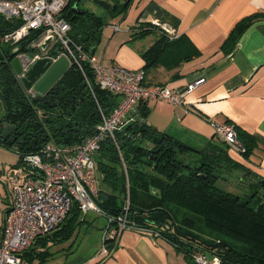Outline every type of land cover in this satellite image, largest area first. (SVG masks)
<instances>
[{"label":"trees","instance_id":"trees-1","mask_svg":"<svg viewBox=\"0 0 264 264\" xmlns=\"http://www.w3.org/2000/svg\"><path fill=\"white\" fill-rule=\"evenodd\" d=\"M87 1L93 0H70L62 17L71 24L74 41L87 53L95 54L93 46L101 40L105 17L83 7ZM109 1L115 8L106 13L117 17L127 14L133 0ZM263 14L246 17L233 28L225 42L227 53ZM20 25V20L0 15V36ZM153 32L160 37L142 52L145 71L159 61L167 47L184 39L183 35L169 39L149 21L139 20L131 28L134 39ZM14 56L12 46H0V95L5 118L15 125L12 135L0 140V145L15 147L20 158L14 167L22 165L29 171L31 164L24 165L28 154L38 152L49 141L64 145L83 142L101 120V110L111 114L120 99L101 89L85 64L86 76L70 67L54 85L51 93L58 105L51 107L45 97L26 93L12 66ZM145 103L134 119L116 132L117 142L107 138L95 154L99 173V195L95 200L104 216L112 223L126 216L136 229L158 232V237L182 251L191 264H195L192 254L196 251L218 255L225 264H264V177L253 176L232 159V147L221 139L197 149L149 124ZM67 128L70 132H65ZM235 128L245 144V151L239 152L249 158L256 140L237 125ZM245 174L249 181L242 178ZM234 180L243 184L238 192L227 189ZM85 220L86 214L74 203L60 228L38 240L24 256L32 262L37 257L45 261L53 254L50 243L70 240ZM109 241L108 247L112 248L113 242Z\"/></svg>","mask_w":264,"mask_h":264},{"label":"crops","instance_id":"crops-1","mask_svg":"<svg viewBox=\"0 0 264 264\" xmlns=\"http://www.w3.org/2000/svg\"><path fill=\"white\" fill-rule=\"evenodd\" d=\"M106 12L102 16H110ZM259 12L264 13V0H133L127 14L117 16L120 22L125 20V30L109 39L101 58L95 55L105 65L118 63L129 70L142 69V52L160 36L153 32L134 39L131 28L139 20L155 19L174 26L184 39L167 47L159 61L146 69L145 85H166L184 91L196 80L204 81L185 96L182 105L146 102V121L197 149L220 142L213 122L233 123L242 133L255 138L256 147L249 158L230 148V157L253 176L264 177V14L249 26L231 52L225 48L233 28ZM114 25L121 28L120 24ZM106 30L103 28L102 34ZM112 45L115 51H110ZM141 104L137 105L138 112ZM13 201L11 185L0 186V233ZM90 213L98 215L93 211L86 214L70 240L58 243V247L50 243L53 254L45 261L34 258L33 264H191L171 242L136 230L125 231L114 255L103 260L98 245L106 224L97 227ZM93 228L99 230H95L96 240L91 244ZM78 238L82 243L86 240V251L75 256Z\"/></svg>","mask_w":264,"mask_h":264},{"label":"built area","instance_id":"built-area-1","mask_svg":"<svg viewBox=\"0 0 264 264\" xmlns=\"http://www.w3.org/2000/svg\"><path fill=\"white\" fill-rule=\"evenodd\" d=\"M70 0H0V15L7 20H20L21 25L0 36V46H21L16 57L28 56L23 71L39 60L56 62L65 56L70 67L78 68L85 76V64L94 74L101 89L121 96L113 112L106 115L101 110V120L94 132L83 142L58 144L47 142L38 152L28 154L24 166L12 167L1 173L0 181L10 184L14 201L6 212L5 225L0 233V264H33L24 255L38 240L60 228L74 203L83 214L93 211L104 215L96 203L99 195V173L95 154L107 138L117 142L116 132L126 122L133 120L137 105L159 100L178 106L184 104L185 96L200 85L204 78L178 91L166 85H145L146 71L129 70L118 63L105 65L95 54L87 53L71 37V24L62 17L63 9ZM169 39L179 36L177 29L167 22L155 19L151 22ZM115 31L120 27L114 25ZM56 52V53H55ZM30 60V61H29ZM22 78V75H18ZM87 79V78H86ZM34 84L26 88L33 95ZM89 86L91 84L89 83ZM215 135L238 151H245L233 123H212ZM109 221V219H108ZM105 229L100 254L104 259L114 255L121 235L136 230L158 237V232L139 230L129 224L127 217H119ZM112 240V248L108 245ZM195 264H225L218 255L196 251L192 254Z\"/></svg>","mask_w":264,"mask_h":264},{"label":"rangeland","instance_id":"rangeland-1","mask_svg":"<svg viewBox=\"0 0 264 264\" xmlns=\"http://www.w3.org/2000/svg\"><path fill=\"white\" fill-rule=\"evenodd\" d=\"M83 7H86L88 8L89 10L93 11L96 15L98 16H102V15H105V10L99 6L95 0L93 1H87L85 4H83ZM117 18V21H115L114 19ZM104 25H103V28H106V33L105 35L102 34L101 36V40L96 48V51L95 53L98 55L99 58L102 57V55L104 54V52L107 50V43L109 41V39L111 37H113L114 35L116 34H119L121 33V31H124L125 30V20L120 22L119 18L118 17H112V16H107L104 18ZM116 22V23H114ZM120 22V23H119ZM114 24H120L121 25V28L120 30L118 31H115L114 29ZM113 46L111 47L110 51L114 50L115 51V48L113 49ZM16 49H19V46H17ZM117 49V48H116ZM19 154L17 153V151L15 150V147H12V148H8L7 146H4V145H0V173H5L7 172L9 169H11L12 167H14L18 160H19ZM249 177H246V179H244L245 181H249L248 180ZM250 179V178H249ZM235 183H233V185L231 184V186H229V188H227L229 191H232V192H238L239 190H241V187H242V183L240 182V180H234ZM0 186L3 188V182L0 181ZM89 217H91V220H94V222L96 223L97 227L99 224H106L107 223V217L104 216V215H95L93 213H90L88 215ZM181 222V219L178 218V223ZM95 228H93L91 230V232H93L91 234V236L89 237V240H90V243L92 244L93 241L95 242L96 238H95ZM99 230V229H98ZM97 230V231H98ZM104 233H105V230L103 229V232H102V240H101V244L98 245L99 247V250L102 248V244H103V236H104ZM88 237V235H87ZM82 240L81 239H77L74 247L77 249V253L75 256H78L82 253H84L86 251V249L84 248V243L85 241L82 243L81 242ZM70 245V243H69ZM90 245V244H89ZM58 247V244L55 245ZM55 246L52 248V250L56 249ZM60 246V245H59ZM71 255H69L70 257ZM58 258V257H57Z\"/></svg>","mask_w":264,"mask_h":264},{"label":"water","instance_id":"water-1","mask_svg":"<svg viewBox=\"0 0 264 264\" xmlns=\"http://www.w3.org/2000/svg\"><path fill=\"white\" fill-rule=\"evenodd\" d=\"M95 2L101 6L104 10L108 11L111 8H115L109 0H95ZM96 44L93 48H96ZM18 49H14V53H16ZM28 56H24L23 58L16 57L12 61V66L16 73L20 74L23 72V65L28 62ZM69 60L67 57L63 56L59 58L56 62H51L50 60L44 59L34 62L27 71L23 72V81L25 82V86L27 88L31 87L33 84V88L36 91L34 95H45L48 91L55 85L57 81H59L62 76L69 69ZM4 109V104L0 100V112ZM3 126L0 125V129ZM15 128V125H6L2 132V137H7ZM70 129H66L65 131H69ZM75 130H79L78 127ZM247 175H244L242 178L246 179Z\"/></svg>","mask_w":264,"mask_h":264},{"label":"flooded vegetation","instance_id":"flooded-vegetation-1","mask_svg":"<svg viewBox=\"0 0 264 264\" xmlns=\"http://www.w3.org/2000/svg\"><path fill=\"white\" fill-rule=\"evenodd\" d=\"M21 47V46H20ZM19 47V48H20ZM14 49L15 48H17V46H15V47H13ZM16 57V53H15V56H14V58ZM13 58V59H14ZM16 75H18V74H16ZM17 78L19 79V81L22 83V85L24 86V82H23V79L22 78H19L18 76H17ZM54 87V86H53ZM53 87L48 91V93L47 94H45V95H31V96H33V97H37V96H42V97H45L46 99H45V101L47 102V103H51L50 104V106L51 107H56L57 105H58V102L55 100H53V94L51 93L52 92V89H53ZM24 88H25V86H24ZM29 95V94H28ZM0 100L3 102V100H2V98H1V95H0ZM5 112H6V109H5V106H4V109L0 112V125H2L3 127L0 129V140H3V139H8L9 137H10V135H12V133L14 132V130L7 136V137H2V132H3V129L5 128V126L6 125H10L8 122H7V120H6V118H5ZM11 125H13V124H11ZM15 129V128H14ZM68 129V128H67ZM70 129V128H69ZM71 130V129H70ZM70 130L69 131H66V132H70Z\"/></svg>","mask_w":264,"mask_h":264},{"label":"bare ground","instance_id":"bare-ground-1","mask_svg":"<svg viewBox=\"0 0 264 264\" xmlns=\"http://www.w3.org/2000/svg\"><path fill=\"white\" fill-rule=\"evenodd\" d=\"M21 49H23V48L20 47V48L18 49V51H20ZM16 53H17V52H16ZM15 58H16V57H15ZM12 61H13V60H12ZM29 61H30V60H29ZM69 68H70V66H69ZM68 70H69V69H68ZM23 72H24V71H23ZM23 72L20 73V74L22 75V79H23ZM16 74H18V73H16ZM18 75H19V74H18ZM18 75H17V76H18ZM62 77H63V76H62ZM23 82H24V81H23ZM57 82H58V81H57ZM57 82H56V83H57ZM56 83H55V84H56ZM24 86H25V82H24ZM25 87H26V86H25ZM26 88H27V87H26ZM35 92H36V91H35ZM65 132H66V131H65Z\"/></svg>","mask_w":264,"mask_h":264}]
</instances>
